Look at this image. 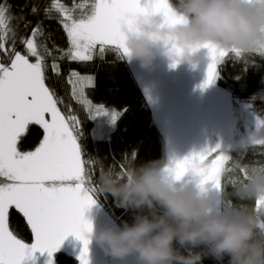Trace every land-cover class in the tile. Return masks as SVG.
<instances>
[{"label": "snow or ice", "instance_id": "6c2138e0", "mask_svg": "<svg viewBox=\"0 0 264 264\" xmlns=\"http://www.w3.org/2000/svg\"><path fill=\"white\" fill-rule=\"evenodd\" d=\"M40 11L38 4L32 5V16L39 17ZM43 13L45 19H56L63 29L66 49L48 46L51 34H46L43 20L34 23L23 12L14 14L7 0H0V264H24L37 252H46L48 264H53L51 258L68 236L83 244L80 264H90L92 224L85 219V211L95 203L90 193L98 191L96 161L81 153L77 135L83 121L70 110L66 115L59 107L63 101L46 84L48 59L52 61V72L59 76V61L65 59L90 62L94 58L102 60L108 52L120 59L130 58L127 32L136 31L139 17L158 13L165 16L167 24L181 22L182 18L176 15L171 0H72L71 6L63 0H50ZM17 43L23 51L17 49ZM167 47L170 55H183L175 44ZM203 47L208 63L202 88L215 83L218 66L229 53L246 67V55L264 59V50L246 54L212 44ZM176 66L174 62L172 67ZM93 81L94 76H81L74 70L67 77L73 98L85 106L89 119L109 115L103 106L94 105L86 96L85 89L91 88ZM118 118L117 113L111 114L112 123ZM31 125L39 126L43 137L34 150L23 151L21 141L33 134ZM257 126L264 127V120L258 117ZM253 143L264 148V140ZM218 148L175 161L165 171L181 179L191 170L202 177L203 185L212 184L217 192L225 193L224 174L232 173L235 166L246 179L252 166L230 160ZM130 158L134 161V156ZM120 168L127 169L124 165ZM104 171L101 168L99 176ZM252 208L264 218V199L256 200ZM17 213L30 228V245L10 228V216Z\"/></svg>", "mask_w": 264, "mask_h": 264}, {"label": "clouds", "instance_id": "9594fccd", "mask_svg": "<svg viewBox=\"0 0 264 264\" xmlns=\"http://www.w3.org/2000/svg\"><path fill=\"white\" fill-rule=\"evenodd\" d=\"M174 11L181 22L167 24L150 14L127 32L130 58L148 68L159 55L173 62L208 63L205 44L242 53L264 50V0H178ZM175 44L183 55L169 54ZM239 163V162H237ZM166 165L152 162L121 174L114 169L98 177L101 194L118 208L132 210L133 222L95 229L90 238L110 258L137 264H203L205 249L227 264H264V218L247 205L218 208L213 185L191 175L177 179ZM233 166L232 173L237 172ZM232 196L239 201L264 199V165L252 166Z\"/></svg>", "mask_w": 264, "mask_h": 264}, {"label": "trees", "instance_id": "16d2710c", "mask_svg": "<svg viewBox=\"0 0 264 264\" xmlns=\"http://www.w3.org/2000/svg\"><path fill=\"white\" fill-rule=\"evenodd\" d=\"M7 2L12 6L14 14L19 15L23 12L26 18L34 23L37 19L43 20L46 34H51L47 39L50 48H53V45L63 49L68 47L67 37L57 20L44 18L43 9L48 6L50 0H7ZM63 2L68 6L72 4V0H63ZM171 2L176 4L178 0H171ZM33 4H38L40 7L39 17L31 15ZM16 47L23 51L21 44L17 43ZM162 57L163 61L166 59V62L170 61L168 64L174 63L166 55H159L153 64ZM32 59L34 60V58ZM225 59L226 61L218 66V78L211 86L201 87L206 79L205 75L192 76V82L196 85L190 86L186 93L195 105L189 101L188 104L190 105L186 106L185 104L182 107L180 103V106L172 111L173 109L165 104L169 118L178 125V127H173L175 137L177 138L183 133L188 141L185 146L187 152L193 150L191 148L197 140L207 142L213 133L218 132L220 135L223 130H226L224 123H219V117L214 107V103L223 104L225 96L231 103L230 107L232 105L238 107L242 103L249 107L248 110L253 118L264 119V59L258 55H246V59L249 61L247 67L243 62L236 61L232 53H229ZM51 63V58H49L46 84L63 101L59 105L61 110L66 115L70 110L71 114L83 121L77 139L82 155L86 159L92 158L96 161L97 180L101 168L105 171L114 169L124 174L130 172L132 168L152 162L166 165L167 142L165 136L159 130L152 111L144 98L141 86L135 79L129 57L120 59L114 52H108L102 60L94 58L90 62H69L65 59L59 61L61 67L59 76L52 72ZM157 69L159 71V68ZM73 70L81 76H94L93 86L85 89L86 96L91 99L94 105L103 106L109 113L108 116L97 117L96 119L87 118L85 106L73 98L71 86L67 83V77ZM170 70L175 72L174 68ZM158 75L164 76V73H158ZM172 75L175 76L176 73H172ZM149 76L147 78L148 80L151 79L152 82L153 76L150 74ZM163 81L164 83L159 86V89L155 87L156 90L160 91V88L173 89L170 82L167 83L164 79ZM173 85L175 86L174 83ZM174 90H178V88L175 86ZM163 102L166 103V99L163 98ZM113 112L119 116L115 123L111 121ZM209 114L211 120L207 118ZM229 114L230 118L234 119L232 111ZM233 124L230 122V127L231 125L235 126L236 123L233 122ZM30 132L33 134L25 136L21 141V150L23 151L34 150L43 137V131L37 125H31ZM218 134L215 136H219ZM131 156H134V161L130 158ZM186 156L179 155L176 157L177 161H183ZM228 157L230 160L244 165L259 166L264 164V148L259 145H251L230 151ZM121 165L126 166L127 169L121 171ZM231 180H235L237 183L233 184L230 182ZM242 180H244L243 174L239 170L235 173L224 174L222 183L225 185V193H220V208L230 207L229 199L236 204L253 206L254 202L252 201H239L232 196L234 187ZM90 194L108 212L115 226L122 225L124 222H133V211L118 208L110 195L101 194L99 191ZM9 224L15 234L26 242L32 243L30 228L20 214L10 216ZM82 248L81 241L74 236H68L63 241L59 251L54 253V261L56 264H80L78 252L81 253ZM93 249L101 248L94 240L90 239L88 259H90L91 264H95L92 258L97 257V254L91 251ZM205 253L206 258L203 260V264H221L211 253L210 246L205 249ZM222 264H227V258Z\"/></svg>", "mask_w": 264, "mask_h": 264}, {"label": "rangeland", "instance_id": "374dc122", "mask_svg": "<svg viewBox=\"0 0 264 264\" xmlns=\"http://www.w3.org/2000/svg\"><path fill=\"white\" fill-rule=\"evenodd\" d=\"M166 61L167 59L163 61L162 57L154 64L152 63L150 67L144 68L141 66L139 61L130 58L131 70L134 73L135 79L141 86L144 98L152 111L158 128L165 136L167 142L166 168L172 167L173 163L177 161L176 157L179 155H187L186 157H189L194 153H203L219 146L218 151L228 156L232 150L242 149L247 146L254 145V141L264 140V127L257 126V119L252 117L248 110L249 107L242 103L239 104L238 107H236V105H232V107H230L231 103L225 96L223 104L214 103V107L216 109L217 116L219 117V123H224L226 130H223L220 135L218 132L213 133L211 135V139H208L207 142L204 140H197L194 142L193 148H191L193 150L187 152L185 146L187 145L188 141L186 140V137H184L183 133L178 135L177 138L175 137L173 127H178V125H176V123L169 118L165 109V104H168L169 107L173 109L172 111L176 110V107L180 106V103L182 104V107H184L185 104L186 106L190 105L188 104L189 101L195 105L186 91L190 86L194 87L196 85V83L192 82V76H200L202 74L206 76L207 66L204 64L194 67L192 63L185 62L178 64L176 67H172V64H168L170 61ZM157 68H159V71ZM171 68H174L175 72H171ZM158 73L165 74L162 76L158 75ZM172 73H176V75L174 76ZM149 74L153 76L152 82L151 79L148 80L147 78L150 77ZM163 79L167 81V83L170 82V86L173 87V89L165 90L160 88V91L156 90L155 87L159 89V86L164 83ZM173 83L178 88V90H174L175 86ZM162 97L164 100L166 99V103L163 102ZM230 111H232V117H234V119L230 118ZM207 118L211 120L210 114L207 116ZM228 118L230 119L228 120ZM230 122L231 124H233V122L236 123L235 126H233V124L230 127ZM216 134L219 136H215ZM207 137L209 138V136ZM209 159H211V157ZM201 167H206V165L202 164ZM185 175H191L193 177L199 178L200 183L202 181V177L198 176L191 170H189ZM219 196L220 192L214 193V200L216 201L218 208H220ZM93 199L95 200V203L91 208L85 211V219L90 221L92 227L97 230L104 227L115 226L114 221L108 212L104 210V208L96 201L95 198ZM89 239H91L90 236ZM30 244L31 243H29V245ZM91 251L94 254H97V257L92 258L95 264H137L135 257H129L125 261H119L107 256L102 249H93ZM78 255H80V252H78ZM49 259L50 258L46 252L44 254L37 252L34 254V258L26 259L24 264H48ZM51 259L53 264H56L54 261V256ZM89 262L91 264L90 259Z\"/></svg>", "mask_w": 264, "mask_h": 264}, {"label": "flooded vegetation", "instance_id": "af4514ba", "mask_svg": "<svg viewBox=\"0 0 264 264\" xmlns=\"http://www.w3.org/2000/svg\"><path fill=\"white\" fill-rule=\"evenodd\" d=\"M182 125L180 124V127H181Z\"/></svg>", "mask_w": 264, "mask_h": 264}]
</instances>
